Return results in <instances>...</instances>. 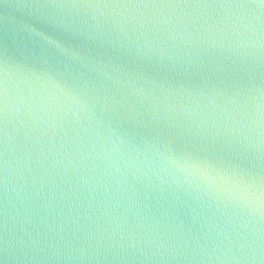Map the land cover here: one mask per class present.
<instances>
[{"label":"water","instance_id":"95a60500","mask_svg":"<svg viewBox=\"0 0 264 264\" xmlns=\"http://www.w3.org/2000/svg\"><path fill=\"white\" fill-rule=\"evenodd\" d=\"M0 264H264L259 0H0Z\"/></svg>","mask_w":264,"mask_h":264},{"label":"snow or ice","instance_id":"6c2138e0","mask_svg":"<svg viewBox=\"0 0 264 264\" xmlns=\"http://www.w3.org/2000/svg\"><path fill=\"white\" fill-rule=\"evenodd\" d=\"M260 6L264 7V0H259ZM124 6H132V7H188V6H214V5H201V4H196V5H191V4H175V3H169V4H156V3H143V4H135V5H124Z\"/></svg>","mask_w":264,"mask_h":264}]
</instances>
